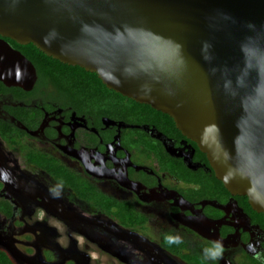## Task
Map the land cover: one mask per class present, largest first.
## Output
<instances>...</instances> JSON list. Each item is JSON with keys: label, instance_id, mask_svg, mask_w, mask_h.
<instances>
[{"label": "flooded vegetation", "instance_id": "1", "mask_svg": "<svg viewBox=\"0 0 264 264\" xmlns=\"http://www.w3.org/2000/svg\"><path fill=\"white\" fill-rule=\"evenodd\" d=\"M4 87L0 255L14 264H264V229L239 206L241 196L219 201L190 193L198 187L163 171L151 154L129 149L122 129L149 137L141 128L154 129L172 148L167 154L152 137L168 157L215 178L193 141L107 118L95 126L46 98L49 88L21 98L16 86ZM124 209L128 224L116 215Z\"/></svg>", "mask_w": 264, "mask_h": 264}, {"label": "water", "instance_id": "2", "mask_svg": "<svg viewBox=\"0 0 264 264\" xmlns=\"http://www.w3.org/2000/svg\"><path fill=\"white\" fill-rule=\"evenodd\" d=\"M5 38L169 116L264 217V0H0V82L29 92L36 68Z\"/></svg>", "mask_w": 264, "mask_h": 264}, {"label": "trees", "instance_id": "3", "mask_svg": "<svg viewBox=\"0 0 264 264\" xmlns=\"http://www.w3.org/2000/svg\"><path fill=\"white\" fill-rule=\"evenodd\" d=\"M11 45L21 52V54L36 68L37 80L31 92H23L20 88H13V92L21 98L31 97L40 87L50 89L46 94V98L56 101L61 106L70 107L84 117L90 118L95 126H98L100 118H107L114 121H121L131 126H153L163 133L165 137L181 139L179 132L174 128L172 120L163 112L152 108L148 104H139L111 89H106L93 72L85 71L82 67L72 65L67 66L61 64L49 56L44 55L32 44L22 46L15 40L5 38ZM5 91L4 85L0 82V90ZM124 131L127 146L142 154H151L155 160L167 166L162 170L183 180L187 183L195 184L198 189H189L190 193H197L199 198L216 199L224 201L228 197V192L223 187L220 180H216L213 175H206L199 169L194 172L186 168L179 161H176L165 154L160 142L146 133L138 129H122ZM1 135L3 132L1 131ZM198 151V155L205 164L204 156L197 149L196 144L191 142ZM39 159V157H38ZM34 162V160H33ZM43 159H39L38 163L44 165ZM178 165V166H177ZM48 171H52L55 175L63 173V169H51V166H45ZM179 167V169H178ZM58 176V175H57ZM61 177V176H60ZM59 178V177H57ZM69 183V182H67ZM92 199V198H91ZM94 199V198H93ZM239 206L244 211L256 219L260 223V227L264 229V217L262 213L254 212L246 204L245 197H235ZM96 203V201H92ZM106 210L113 205L107 202ZM126 211V209H124ZM118 211L116 215L124 224H128L130 217L128 212ZM131 216V215H130ZM7 254L0 255V264H14Z\"/></svg>", "mask_w": 264, "mask_h": 264}, {"label": "rangeland", "instance_id": "4", "mask_svg": "<svg viewBox=\"0 0 264 264\" xmlns=\"http://www.w3.org/2000/svg\"><path fill=\"white\" fill-rule=\"evenodd\" d=\"M81 239V238H80ZM79 239V241H82V239L80 240ZM28 253V255H29V258H33L34 256H35V251L34 250H30V251H28L27 252ZM95 257V255H93V258ZM106 261V259H105V257H104V259H102V261L101 262H105Z\"/></svg>", "mask_w": 264, "mask_h": 264}]
</instances>
